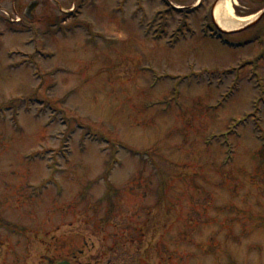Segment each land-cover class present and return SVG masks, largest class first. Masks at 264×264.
Listing matches in <instances>:
<instances>
[{"label": "rangeland", "instance_id": "obj_1", "mask_svg": "<svg viewBox=\"0 0 264 264\" xmlns=\"http://www.w3.org/2000/svg\"><path fill=\"white\" fill-rule=\"evenodd\" d=\"M47 2L0 0V264H264L251 32L175 45L160 2Z\"/></svg>", "mask_w": 264, "mask_h": 264}, {"label": "flooded vegetation", "instance_id": "obj_2", "mask_svg": "<svg viewBox=\"0 0 264 264\" xmlns=\"http://www.w3.org/2000/svg\"><path fill=\"white\" fill-rule=\"evenodd\" d=\"M93 1V0H90ZM158 0H136L135 9H141L144 6H153ZM169 5L174 8L176 12L185 13L186 19L184 23L188 30H196L197 27L201 29H214L217 34V19L215 13L219 10L221 5L231 7L232 21L244 22L254 18L256 15L264 12V0H166ZM147 3L143 5L142 3ZM96 5V4H95ZM94 5V6H95ZM230 21V20H227ZM252 30H256L255 32ZM252 31L253 38L260 40L264 37V16L256 25L249 29ZM248 32V31H246Z\"/></svg>", "mask_w": 264, "mask_h": 264}, {"label": "bare ground", "instance_id": "obj_3", "mask_svg": "<svg viewBox=\"0 0 264 264\" xmlns=\"http://www.w3.org/2000/svg\"><path fill=\"white\" fill-rule=\"evenodd\" d=\"M215 17L217 19V22L222 30L225 32H234L242 27L246 22H231V7L229 4L227 5H221L217 13H215ZM230 18V19H229ZM230 20V21H227Z\"/></svg>", "mask_w": 264, "mask_h": 264}, {"label": "water", "instance_id": "obj_4", "mask_svg": "<svg viewBox=\"0 0 264 264\" xmlns=\"http://www.w3.org/2000/svg\"><path fill=\"white\" fill-rule=\"evenodd\" d=\"M37 6H38L37 3L31 4L29 9H28L27 16H29L30 13H32L36 9ZM60 264H69V263L64 262V263H60Z\"/></svg>", "mask_w": 264, "mask_h": 264}]
</instances>
